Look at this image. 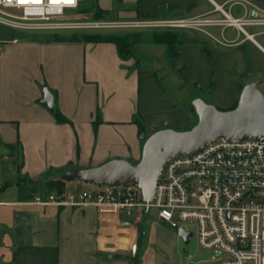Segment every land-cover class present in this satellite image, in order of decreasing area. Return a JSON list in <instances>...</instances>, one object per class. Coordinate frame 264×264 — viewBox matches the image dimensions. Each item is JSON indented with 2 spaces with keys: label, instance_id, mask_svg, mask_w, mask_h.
<instances>
[{
  "label": "crops",
  "instance_id": "crops-1",
  "mask_svg": "<svg viewBox=\"0 0 264 264\" xmlns=\"http://www.w3.org/2000/svg\"><path fill=\"white\" fill-rule=\"evenodd\" d=\"M95 1L107 19H186L219 7L235 15L237 9L236 0ZM47 33L0 23V264H129L140 231L123 214L92 206L30 205L19 184L116 158L139 162L143 144L135 112L147 120V137L187 126L193 112L170 101L155 77L136 68L134 58L122 60L114 44L47 42ZM203 41L183 44L181 54L171 58L173 67L206 87L213 76L217 107L229 109L245 86L235 70L244 76L258 69L246 47L221 46L205 36ZM253 43L264 52L256 39ZM43 88L56 92L55 107L73 126L57 123L41 104Z\"/></svg>",
  "mask_w": 264,
  "mask_h": 264
},
{
  "label": "built area",
  "instance_id": "built-area-1",
  "mask_svg": "<svg viewBox=\"0 0 264 264\" xmlns=\"http://www.w3.org/2000/svg\"><path fill=\"white\" fill-rule=\"evenodd\" d=\"M81 0H0V23L29 32L62 29L179 28L196 29L217 43L231 46L227 28L237 32L235 40L254 41L264 34V10L248 0H236L234 15L219 7L214 13L186 19H89L79 14ZM14 9L18 13H10ZM77 10L70 18L68 12ZM219 12L220 16L214 15ZM220 28V38L212 30ZM243 40V41H244ZM225 41V42H223ZM3 47L0 42V52ZM92 185V184H90ZM83 189L65 181L64 189L37 194L27 204L58 207H95L101 213L123 214L128 224L143 223L151 210L171 228L194 222L202 248L216 255L209 264H264V140L227 141L222 137L201 149L169 159L163 166L149 203L142 192L122 184L92 185ZM192 235V234H191Z\"/></svg>",
  "mask_w": 264,
  "mask_h": 264
},
{
  "label": "rangeland",
  "instance_id": "rangeland-1",
  "mask_svg": "<svg viewBox=\"0 0 264 264\" xmlns=\"http://www.w3.org/2000/svg\"><path fill=\"white\" fill-rule=\"evenodd\" d=\"M92 0H85L83 4L89 5ZM256 8L264 10V0H248ZM10 13H18L13 9H6ZM73 17L78 15L77 10L68 12ZM241 14V10L236 9V14ZM220 16V14H214ZM89 18L88 16H84ZM91 19V18H89ZM101 20V19H99ZM247 31L252 34H257L255 38L264 48V34L260 29L253 27H246ZM157 30L178 31L189 30L191 35L200 34L201 39L203 36L207 37L208 41L219 44L207 35L202 34L196 29H179V28H117V29H62L56 32H63L69 34L71 32H113L124 34L126 32H138V37L134 40V65L142 72H146L158 80L159 87L167 98L172 101L176 106H188L195 98H203L207 103L217 106L215 100V85L213 88L206 87L203 83H195V81L188 79V77L181 71L173 67L171 58L168 57L165 46L153 44L150 41V35ZM54 32V31H52ZM216 38H222L220 28L212 30ZM203 35V36H202ZM237 32L234 28H227L225 31V38L231 46L244 45L253 58V62L258 69L257 74L240 75L237 70L235 74L242 79L246 85L251 82H257V88L264 95V52L261 51L253 41L244 40L241 36L240 39L235 40ZM223 40V39H221ZM244 40V41H243ZM225 42V41H223ZM221 45V44H219ZM224 46V45H221ZM229 47V46H227ZM214 62L211 67L214 68ZM211 80L215 82L212 76ZM135 117L141 119L147 124V120L141 111L135 112ZM197 117L193 114V120L185 127L171 128L177 131H186L194 127L197 123ZM145 124V125H146ZM131 163L136 164L138 161L131 160ZM70 171V170H67ZM63 174V173H62ZM72 182L81 185L83 189L93 187L89 183L82 180L74 179ZM185 231L191 233L186 240L181 237L176 229L171 228L167 223L158 218V213L151 210L140 228V239L137 247V260L136 264H209L211 259L216 255L213 250H207L201 247L198 240V228L194 222L182 224ZM129 257V256H128ZM130 258V257H129ZM129 264H134L132 258L129 259Z\"/></svg>",
  "mask_w": 264,
  "mask_h": 264
},
{
  "label": "water",
  "instance_id": "water-1",
  "mask_svg": "<svg viewBox=\"0 0 264 264\" xmlns=\"http://www.w3.org/2000/svg\"><path fill=\"white\" fill-rule=\"evenodd\" d=\"M257 84L251 82L242 88L238 104L233 109L222 110L203 98L193 99L189 108L197 116L194 127L186 131L166 128L148 137L140 136L144 143L141 159L136 164L116 158L96 167L66 171L58 178L78 179L92 185L135 187L142 192L143 200L149 203L163 166L169 159L193 153L220 137L227 141L264 140V95ZM42 93L41 104L52 112L55 108L53 93L48 88H43ZM178 233L185 240L191 236L183 229ZM136 249L135 246L134 251Z\"/></svg>",
  "mask_w": 264,
  "mask_h": 264
},
{
  "label": "trees",
  "instance_id": "trees-1",
  "mask_svg": "<svg viewBox=\"0 0 264 264\" xmlns=\"http://www.w3.org/2000/svg\"><path fill=\"white\" fill-rule=\"evenodd\" d=\"M85 0L80 1V5L78 8V12L81 15L88 16L91 19L99 20L108 18V12L101 9L95 0H92L89 5L83 4ZM138 32H126L124 34L121 33H113V32H71L69 34H65L63 32H48L43 40L47 42H82V43H112L115 45L118 55L122 60H129L135 58L134 53V45L135 38L138 37ZM150 41L153 44L165 46L167 55L169 58L177 57L181 54V46L185 43L190 42H202L200 34L196 32V34L191 35L189 30H174V31H166V30H157L150 35ZM204 42V41H203ZM240 48H245L244 45H241ZM208 58L210 63H213V58L211 56L210 51H207ZM215 85L214 81H212L211 88ZM46 87V85H44ZM55 100L57 99V94L55 91L50 90ZM238 100L235 104L229 108L233 109L237 106ZM189 106V104H188ZM219 108V107H218ZM221 109V108H219ZM224 110V109H222ZM228 110V109H226ZM192 111V110H191ZM193 112V111H192ZM193 114H195L193 112ZM52 115L57 123L59 124H69L73 126V122L68 119L59 109L55 107L52 111ZM196 116V114H195ZM197 117V116H196ZM101 123V117L98 114L97 118L93 122L94 130L97 131L98 125ZM133 123L138 126L139 137L144 135L146 136V125L145 123L134 116ZM144 142L142 141V144ZM17 145H21L20 142ZM20 187L23 193L27 194L28 199H32L35 194H46L53 191H61L64 189L65 181L60 178L49 177L42 182H21ZM141 224H138L139 231L141 228ZM134 264H136L137 254L135 256Z\"/></svg>",
  "mask_w": 264,
  "mask_h": 264
},
{
  "label": "bare ground",
  "instance_id": "bare-ground-1",
  "mask_svg": "<svg viewBox=\"0 0 264 264\" xmlns=\"http://www.w3.org/2000/svg\"><path fill=\"white\" fill-rule=\"evenodd\" d=\"M57 1V0H56ZM35 2H38V0H35ZM66 2H72V0H66Z\"/></svg>",
  "mask_w": 264,
  "mask_h": 264
}]
</instances>
